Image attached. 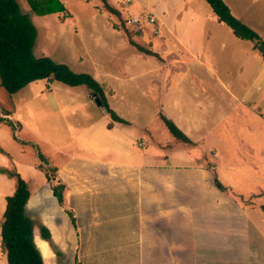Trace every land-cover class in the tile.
<instances>
[{"label":"rangeland","instance_id":"1","mask_svg":"<svg viewBox=\"0 0 264 264\" xmlns=\"http://www.w3.org/2000/svg\"><path fill=\"white\" fill-rule=\"evenodd\" d=\"M17 1L22 12L30 16L37 30L33 49L35 56H48L58 63L69 65L77 73L90 74L102 87L103 96L94 94L86 85L69 86L48 79L33 81L16 93L7 92L0 84V226L6 199L17 188L18 177L25 180L29 191L39 189L45 182L52 180V188L58 185L60 181L56 179V169L48 165L47 157L55 161L56 167L63 166L66 171V165L74 157L136 163L166 159V154H172L170 147L174 142L163 116L170 121L174 119L169 115L156 113L157 109L150 104H159L163 101L161 99L168 98V92L162 88L164 92L158 95L155 88L160 87L150 85L149 78L153 80L152 77L158 75L162 79L170 76L172 83L169 100L185 103L189 94L191 97L197 95L193 99L201 101L202 97L197 98L199 94L190 90L194 87L195 91L197 86L186 83L187 80L181 82L180 78L188 79L196 74L210 78L218 69V66L213 65H209L208 69L203 68L197 62L181 64L175 58H169V53L163 51L160 56L161 60L167 63V67L156 70L157 57L152 53L144 52L138 56L137 52H132L139 50L132 42L144 49L148 48L144 39L136 40V35L126 21L128 16L135 13L131 7L138 4L141 8H152L159 16L165 9L167 16L177 21L178 31L184 28L197 29L198 36L201 37L205 27L212 26L211 21L198 19L203 13L213 11L206 0H134L127 5L126 0H61L65 5L61 13L46 14H40L44 13L42 9L46 0ZM182 1H190L189 6L201 13L191 12L190 16L178 17L181 12L178 5H181L179 3ZM231 2L238 16L257 28L258 35L261 39L264 38V0ZM240 18L238 19L241 20ZM244 21L242 22L249 26ZM161 34L162 28L159 31V35ZM235 38L238 39L236 36ZM220 43L222 44V40ZM220 54L224 57L222 61L238 66L242 62L244 52L235 53L225 47ZM253 58L255 63H264L263 52H255ZM183 66H189L190 70L185 71ZM240 70L244 71L240 67L236 73ZM158 71L161 73L157 75ZM251 75L254 81L256 74L250 72L249 76ZM258 85L252 84L254 88ZM205 96H209L207 102L211 99L215 106L206 108L202 120L196 115L190 117H196L202 129L199 133L191 131L193 127L188 129L189 137L201 140L197 145L193 142L190 144L194 146H190L192 156L189 159L198 157L202 160L205 176L209 180L220 182L223 187L221 190L239 203L249 204L248 207L243 204L242 206L250 220L257 224L262 232L264 119L250 122L229 96L222 95L218 102L213 97V92L207 89ZM97 97L100 103L95 101ZM237 104L241 105L244 112L249 104L251 110L264 112V107L254 108L252 102L242 100L237 101ZM187 165L192 166L191 163ZM75 175L78 180H86L83 175ZM94 177L89 178L86 184L80 183V187L84 186L83 192L85 185L89 186L86 193H89L90 189L105 188L98 185L101 175ZM81 197L85 202L89 198L87 195ZM220 203L225 204V200ZM81 205L83 204L79 202L73 203L74 210L82 218ZM84 215L89 216L87 213ZM224 216L222 213V217ZM99 218L100 215L97 220H101ZM222 220V224H218L219 232L228 237L229 234L223 227L230 221L225 218ZM32 221L34 226L42 224L35 216ZM238 221L245 223V220ZM236 227L241 228L239 222ZM92 230L96 231V237L99 239L109 241L101 228L93 227ZM95 246L101 248L103 244ZM41 248L45 254V245L41 244ZM51 248L53 254L58 256L57 264H70L69 260L63 262L64 251L59 245L52 244ZM2 252L0 245V255ZM81 252L85 254L83 260L86 264H97L96 251L85 246ZM255 263L262 264L259 260Z\"/></svg>","mask_w":264,"mask_h":264},{"label":"crops","instance_id":"2","mask_svg":"<svg viewBox=\"0 0 264 264\" xmlns=\"http://www.w3.org/2000/svg\"><path fill=\"white\" fill-rule=\"evenodd\" d=\"M223 1L232 14L240 18L232 5V0ZM189 3L190 1L179 3L181 12L178 13V17L190 16L191 12L201 13L191 8ZM131 8L133 12L150 11L158 18V26L162 28L161 35L154 36L152 33L154 25H148L143 32L133 31L136 40L144 39L147 50L157 57L156 70L160 71L167 67V63L161 60L160 55L163 51L169 53V58H175L181 64L197 62L207 69L209 65L218 66L210 78L198 74L188 79L180 78L181 82L187 80L186 83L196 85L197 90L193 91L194 87L190 90L199 94L197 98L202 97L201 101L195 100L193 97L197 95L191 97L188 94L187 100L184 98L185 103L169 100L172 83L170 76L162 79L158 77L161 73L158 71V76L152 77L153 80L149 78L148 83L160 87V89L154 87L158 95L164 92L162 90L164 88L168 92V98L161 99L163 101L159 104L150 103L157 109L156 113L173 117L172 122L196 145L201 140L189 137L188 129L193 127L191 131L199 133L202 128L199 127L196 117L195 119L190 117L196 115L202 120L206 108L215 106L211 99L208 100L209 103L207 102L209 96H205V89L211 90L218 102L222 95L232 98L241 114H246L250 122L264 119L263 111L258 113L256 110H251L249 104L244 112L241 105L237 104V101L243 100L252 102L254 108L264 107V63L262 61L255 63L253 58L255 52H261L255 42L239 38L232 28L218 20L214 11L203 13L198 17L212 22V26L205 27L203 35L199 37L197 29L184 28L178 31L177 21L167 16L165 9L159 16L152 8H141L139 4ZM244 22L258 34L257 28ZM262 35L264 36V32ZM262 40L264 41V38ZM225 47L235 53L244 52L241 64L232 66L222 61L224 57L220 52ZM132 52H137L138 56L144 53L140 50ZM240 67L244 71L240 70L236 73ZM183 68L185 71L190 70L189 66ZM227 69L229 70L225 73ZM250 72L256 74L254 81L253 76H249ZM253 83L259 85L254 88ZM170 137L174 142L170 147L172 154H166V159L150 163L74 157L66 165L68 170L66 171L63 166L56 167L55 161L50 157L46 158L48 165L56 169V179L65 186L63 202L58 201L54 187L52 188L54 185L52 180V182L44 181L41 188L30 191L26 205L27 215L31 218L37 217L42 223L34 226V241L45 264L58 263L57 254L52 252V244L62 248L63 262L69 260L70 264H86L83 260L85 254L81 252L85 246L96 251L97 264H259L255 263L256 260L263 264L264 230L262 233L260 227L250 220L242 206L243 203L226 195L216 183L205 176L202 160L198 157L189 159L192 156L189 151L190 146L194 145L179 140L172 133ZM188 163L192 166H188ZM75 174L83 175L86 180H78ZM100 175L98 185L105 188L90 189L89 193H86L89 186L85 185L83 192L84 186L80 187V183L86 184L89 178ZM81 195L89 196L87 202ZM222 200H225L223 205L220 203ZM74 202L83 204L82 218L74 210ZM243 205L248 207L249 204ZM97 212L101 220H97ZM85 213L90 217H86ZM222 213L225 214L224 217ZM223 218L230 221L223 227L224 231L228 232V237L219 232L218 224L219 222L222 224ZM238 220H245V223ZM237 222L241 225L240 229L236 227ZM41 225L47 226L50 238L42 237ZM93 227L101 228L109 241L96 237L97 233L92 230ZM1 243L0 226L2 248ZM41 244L45 245V254ZM98 244L103 246L96 247L95 245ZM2 250L0 264H8L6 251L3 248ZM107 257L112 259L107 260Z\"/></svg>","mask_w":264,"mask_h":264},{"label":"trees","instance_id":"3","mask_svg":"<svg viewBox=\"0 0 264 264\" xmlns=\"http://www.w3.org/2000/svg\"><path fill=\"white\" fill-rule=\"evenodd\" d=\"M107 2V0H102ZM218 20L226 23L242 39L254 41L264 53V41L249 26L235 15L223 0H206ZM65 5L61 0H46L44 13H61ZM125 21V20H124ZM37 30L30 16L23 13L17 0H0V84L9 93H16L29 83L41 80H56L69 86L86 85L96 95L103 96L102 87L88 73H77L69 65L58 63L48 56L37 57L34 44ZM140 51L152 53L132 42ZM101 98V97H100ZM108 111L110 109L105 108ZM170 132L179 140L192 141L172 121L163 116ZM121 120V119H120ZM122 121V120H121ZM218 188H223L217 182ZM62 183L54 187V193L63 202ZM30 191L25 180L18 177L15 192L7 197L6 209L1 224L2 248L6 251L8 264H45L42 254L34 241V224L26 213ZM43 238H50L45 225L40 227Z\"/></svg>","mask_w":264,"mask_h":264},{"label":"built area","instance_id":"4","mask_svg":"<svg viewBox=\"0 0 264 264\" xmlns=\"http://www.w3.org/2000/svg\"><path fill=\"white\" fill-rule=\"evenodd\" d=\"M133 0H126V5L132 3ZM127 23L130 28L135 32L145 31L148 25H154L155 28L152 31L154 36L159 35L161 28L158 26V18L150 11L135 12L127 17Z\"/></svg>","mask_w":264,"mask_h":264},{"label":"water","instance_id":"5","mask_svg":"<svg viewBox=\"0 0 264 264\" xmlns=\"http://www.w3.org/2000/svg\"><path fill=\"white\" fill-rule=\"evenodd\" d=\"M95 101L100 103V99L98 97L95 99Z\"/></svg>","mask_w":264,"mask_h":264}]
</instances>
